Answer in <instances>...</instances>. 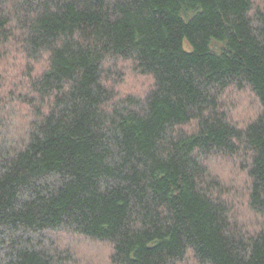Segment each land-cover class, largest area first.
Wrapping results in <instances>:
<instances>
[{"label": "trees", "instance_id": "obj_1", "mask_svg": "<svg viewBox=\"0 0 264 264\" xmlns=\"http://www.w3.org/2000/svg\"><path fill=\"white\" fill-rule=\"evenodd\" d=\"M20 56L19 81L0 71V264H75L58 232L109 264H264V0H0V65ZM127 70L145 94L119 91ZM231 90L259 106L245 125Z\"/></svg>", "mask_w": 264, "mask_h": 264}, {"label": "rangeland", "instance_id": "obj_2", "mask_svg": "<svg viewBox=\"0 0 264 264\" xmlns=\"http://www.w3.org/2000/svg\"><path fill=\"white\" fill-rule=\"evenodd\" d=\"M23 66H26L25 60L22 56L12 59L8 63L0 65V71L8 70L10 72L11 83L19 81V74L25 70ZM43 65H38L36 71L41 70ZM127 75L119 85V91L123 93H129L132 91L146 93L149 89L151 82L147 78L137 77L130 70H127ZM9 77V79H10ZM8 81V82H9ZM12 87V86H11ZM9 87V89H11ZM226 98V99H225ZM224 98L225 104L231 114V116L241 125H245L247 122L255 118L258 113L259 106L255 103L253 95L249 92H238L231 90ZM23 113L19 114L23 117V120L27 121V108L24 107ZM18 123L20 120L15 119ZM211 171L214 175L220 177V179L227 185H235L238 188H243L246 181L244 173L241 172L239 163L234 160L228 159H213L209 162ZM234 204L237 210L242 213L241 216H249L243 206L242 198H234ZM250 217V216H249ZM246 217L245 219H248ZM53 235V238L58 245V249L66 251L72 258L75 264H109V257L111 255V247L105 243L86 240L82 237L68 235L65 232H58ZM74 264V263H73Z\"/></svg>", "mask_w": 264, "mask_h": 264}]
</instances>
